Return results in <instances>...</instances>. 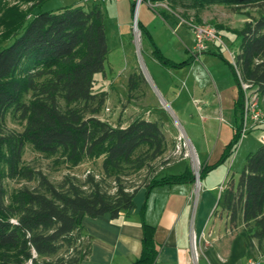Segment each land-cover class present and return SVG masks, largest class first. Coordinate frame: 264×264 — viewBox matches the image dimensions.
Segmentation results:
<instances>
[{"label": "trees", "instance_id": "obj_1", "mask_svg": "<svg viewBox=\"0 0 264 264\" xmlns=\"http://www.w3.org/2000/svg\"><path fill=\"white\" fill-rule=\"evenodd\" d=\"M42 1L23 0L30 5L18 10L0 36V264H80L90 252L91 240L79 221L81 215L109 214L114 219L133 208L142 187L149 191L195 180L193 170L186 167L177 174L157 172L142 184L126 182L143 170H154L164 155L167 141L161 125L156 119L136 117L125 126H114L98 117L106 92L94 90L95 74H104L109 53L104 10L82 3L36 10ZM149 1L174 5L179 0ZM210 4L230 6L247 20L237 30L236 64H230L237 89L232 135L213 164H200L199 176L231 155L241 138L239 77L264 100V0H190L187 5L198 10ZM135 7L131 0V16ZM5 11L4 7L3 18ZM137 28L159 63L171 67L191 63V57L177 63L168 59L139 20ZM141 79L135 73L128 76L129 97ZM7 114L18 119L21 130L6 126ZM27 145L68 167L101 158L99 174L88 172L80 180L65 173L54 183L24 161ZM9 179L36 184L8 192ZM105 183H112V190ZM217 205L229 225L241 226L246 250L264 258V144L247 153L238 178L226 181ZM140 215V251L131 264H153L159 250L154 227L145 221L144 207Z\"/></svg>", "mask_w": 264, "mask_h": 264}, {"label": "rangeland", "instance_id": "obj_2", "mask_svg": "<svg viewBox=\"0 0 264 264\" xmlns=\"http://www.w3.org/2000/svg\"><path fill=\"white\" fill-rule=\"evenodd\" d=\"M105 0H43L36 10L56 9L72 3H82L90 6L97 4L104 10V25L109 53L105 62L104 74H95V91H105L106 100L98 117L112 125H127L136 117L157 120L166 136L167 148L164 155L156 160L154 170H143L132 175L126 182L142 184L155 173L177 174L185 167L193 169L195 180L188 186L192 190V203L199 197L201 189L209 190L218 199L219 187L230 178H238L247 153L254 151L260 144V131L253 129L247 132L235 145V149L224 161L199 176L200 164H212L209 156L213 151L214 141L219 139L224 145L232 135L234 116L229 108L218 107L219 92L229 90L235 86L234 76L230 64L235 65V56L238 52L240 36L237 33L244 21L242 13H236L230 6L221 4L206 5L202 9L188 7L190 0H179L174 5L167 1L154 2L157 13L153 36L165 56L180 61L187 56L180 43L184 37L191 38L192 32L188 26L190 20L196 23L212 25L218 30L221 43L207 44L202 50H197L193 41V53L212 50L216 54H205L197 58L193 64L182 68H173L159 63L151 55L152 47L147 38L141 37L134 23L133 16L127 11L129 19L126 23V33L118 35L116 22L111 12H105ZM136 16L139 20V5L142 0H135ZM30 3L23 0H3L1 11L6 9L5 16L0 20V36L5 34L7 25L11 24L18 10H26ZM255 15V9H249ZM164 11L165 13H161ZM244 11V10H242ZM168 27L165 29L166 20ZM172 30V32H171ZM124 42V45L123 43ZM181 49L179 52L178 49ZM191 49V48H190ZM239 74L238 66H235ZM131 73L138 74L143 79L136 90L128 96L127 79ZM6 126L10 129L21 130L18 119L10 114L6 116ZM180 146L178 149V144ZM206 153L205 157L201 154ZM184 152L188 156H184ZM23 159L34 168L42 171L54 183L61 180L65 173L74 174L80 180L90 172L98 175L101 158L86 160L83 163L68 167L57 163L55 157H45L26 146ZM206 161V162H205ZM168 163V164H167ZM207 164V163H206ZM35 181L7 180L5 185L8 192L22 186H35ZM112 190V183H105ZM173 185L172 190L176 189ZM180 186V185H179ZM187 187V186H186ZM169 187L153 188L148 199V220L157 221V211L165 204L164 196ZM220 199V198H219ZM191 224V223H190ZM209 227L206 229L208 237H228L241 241L245 245L243 264H253L255 260L264 258L250 254L246 250V238L241 226L228 224L225 212L217 205L209 218ZM213 224V225H212ZM189 228V226H188ZM191 236L196 235L191 233ZM86 240V239H85ZM220 248L225 247L222 243ZM239 246L236 247V250Z\"/></svg>", "mask_w": 264, "mask_h": 264}, {"label": "crops", "instance_id": "obj_3", "mask_svg": "<svg viewBox=\"0 0 264 264\" xmlns=\"http://www.w3.org/2000/svg\"><path fill=\"white\" fill-rule=\"evenodd\" d=\"M130 1L105 0L104 2L105 12L107 15L111 12L113 20L116 22V29L118 28L119 31L117 37L119 38L126 33V23L129 19L127 11L130 14ZM154 7L155 3L142 0L139 5V21L164 55L152 34L157 21L155 20V13L157 12ZM165 20L166 26L164 27L167 29L169 27L167 19ZM182 40L183 43H180V48L192 60L187 65L173 68L190 66L201 55H211L212 50H204L197 55L193 53V34L191 38L184 37ZM121 43L124 45V42ZM180 48L178 49L179 52L181 51ZM167 58L175 63L179 62ZM236 96V86L219 92L217 99L219 109L225 107L232 112ZM214 142L213 151L209 156L211 160H217L225 146L219 139ZM201 148H203L201 155L205 157L204 147ZM208 162L206 163L208 164ZM214 162L212 161V164ZM173 185L178 186L172 190ZM173 185L166 186L169 188L162 193L164 199H166L165 204L157 211L158 218L154 222L148 220V199L153 188L164 186H155L149 191L144 187L140 188L133 198V208L126 213L121 212L117 218L112 219L109 214L94 218L81 215L79 221L84 228V232L91 236V240L90 252L80 264H131L140 251L142 238L140 213L143 207L144 219L154 227V240L159 246L153 264H243L245 245L243 246L240 240L225 236L210 238L205 232L210 225L209 218L217 206L222 191L218 189L219 196L216 200L209 190L201 189L198 199L195 203H192L189 199L192 190L188 186L193 185V183ZM192 232L197 237L191 236ZM222 243H225V247L220 248L219 246ZM237 246L239 248L236 250Z\"/></svg>", "mask_w": 264, "mask_h": 264}, {"label": "built area", "instance_id": "obj_4", "mask_svg": "<svg viewBox=\"0 0 264 264\" xmlns=\"http://www.w3.org/2000/svg\"><path fill=\"white\" fill-rule=\"evenodd\" d=\"M188 26L193 34L195 46L198 51L204 49L207 44L221 43L218 30L214 26L196 23L194 20H190ZM239 83L243 99L240 129L241 137L253 129H258L260 131L258 141L264 144V100L261 101L259 99L258 93L250 83L243 81L240 77ZM182 145L184 146V143L181 145L178 144L177 148L179 149ZM184 156H188V153L184 152ZM219 189L222 191L223 185Z\"/></svg>", "mask_w": 264, "mask_h": 264}, {"label": "water", "instance_id": "obj_5", "mask_svg": "<svg viewBox=\"0 0 264 264\" xmlns=\"http://www.w3.org/2000/svg\"><path fill=\"white\" fill-rule=\"evenodd\" d=\"M137 12H136V9L134 10V14H133V20H134V23L136 24L137 23V16H136Z\"/></svg>", "mask_w": 264, "mask_h": 264}]
</instances>
